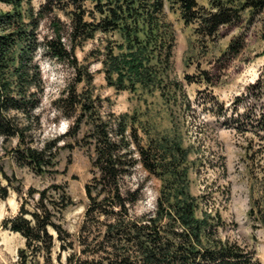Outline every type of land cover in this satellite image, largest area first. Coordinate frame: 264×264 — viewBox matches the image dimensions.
Here are the masks:
<instances>
[{
	"label": "trees",
	"instance_id": "1",
	"mask_svg": "<svg viewBox=\"0 0 264 264\" xmlns=\"http://www.w3.org/2000/svg\"><path fill=\"white\" fill-rule=\"evenodd\" d=\"M171 2L183 21L194 24L195 33L205 38L215 37L224 26L243 23L246 14L253 21L260 16L264 41V0H209V8L199 0ZM0 4L10 7L0 11V135L18 139L15 158L36 173L54 165L55 153L35 147L34 133L29 132L41 120L37 109L45 91L38 61L42 51L74 70L54 106L71 122L66 135L78 137L92 151L93 176L85 185L88 202L76 234L63 223V213L73 201L65 187L53 184L25 191L0 168L8 181L0 197L7 198L12 187L22 199L19 212L3 221L5 229L24 239L13 264H262L247 247L222 238L220 213L199 214L200 198L190 189L194 163L182 139L152 134L140 112L104 111L94 93V73L77 57V49L100 34V45L88 58L101 64L108 86L117 92L158 94L168 105L180 99L189 103L184 83L173 76L176 32L166 0ZM41 27L47 32L42 34ZM246 38V32L232 38L223 54L235 59ZM232 103L230 110L219 106L216 113L242 135L253 134L245 149L255 160L264 152V75ZM28 133L30 144L25 142ZM254 137L261 141L257 146ZM137 166L160 181L153 208L139 213L136 206L144 199L145 185L132 187L126 181ZM249 214L264 226V195L253 202Z\"/></svg>",
	"mask_w": 264,
	"mask_h": 264
},
{
	"label": "rangeland",
	"instance_id": "2",
	"mask_svg": "<svg viewBox=\"0 0 264 264\" xmlns=\"http://www.w3.org/2000/svg\"><path fill=\"white\" fill-rule=\"evenodd\" d=\"M43 1L32 0V3L39 7ZM171 3L166 0V12L176 32L173 76L184 83L189 103L180 99L176 104L168 105L158 94L117 92L108 86L104 73L100 71L101 64L88 58L90 50L100 45V34L79 47L77 57L88 63L94 73V93L103 102L104 111L116 114L140 112L142 123L149 125L152 134L170 133L182 139L183 145L191 151L194 163L190 189L200 198L199 214L202 210L220 213L222 238L247 247L264 264V226L249 214L253 202L264 195V152H259L252 160V152H247L245 147L247 138L253 134L242 135L233 126H227L222 115L216 113L219 106L230 110L232 102L245 87L264 75L262 17L253 21L246 14L243 23L224 26L215 37L205 38L195 33L194 24L187 25L183 21L179 10L172 8ZM199 3L210 7L209 0H199ZM9 9V6L0 4V11ZM46 32V28L41 27V33ZM241 32L247 33L245 47L235 59L229 60L223 52L230 40ZM38 61L45 91L37 109L40 123L30 126L29 132L34 133L35 147H47V152L55 153L54 165L48 166L43 174L36 173L15 158L18 139L0 135V168L13 184L22 186L25 191L30 187L41 190L53 184L65 187L73 201L63 213V223L76 234L88 202L85 185L93 176L92 151L85 142L78 141V137L66 135L71 122L60 116L54 106V101L73 79L74 70L66 63L44 56L42 51L38 54ZM254 138L256 146L261 143ZM31 139L28 133L25 142L30 144ZM126 181L132 187H137L138 183L145 185L144 199L137 204L136 211L152 209L160 181L149 176L141 166H137ZM7 184V179L0 174V188ZM0 194H3L1 189ZM21 201L12 187L7 198L0 197V264H13L18 249L24 244L20 234L3 227L5 218L19 212Z\"/></svg>",
	"mask_w": 264,
	"mask_h": 264
}]
</instances>
